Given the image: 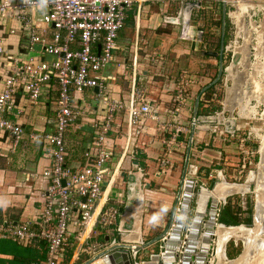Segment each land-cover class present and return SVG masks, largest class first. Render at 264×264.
<instances>
[{
	"label": "crops",
	"instance_id": "0c3cea01",
	"mask_svg": "<svg viewBox=\"0 0 264 264\" xmlns=\"http://www.w3.org/2000/svg\"><path fill=\"white\" fill-rule=\"evenodd\" d=\"M212 2L207 26L201 25L199 17H192L193 13L185 22L182 9L188 0H176L168 4L152 0L144 5L138 19L135 17V8L126 13L123 28L116 39L118 50L114 53V61L101 72V76L107 78L105 85L108 96L115 100H127L132 60L135 57L137 71L134 83L137 89L145 90L152 107V118L135 125L127 140L126 115L124 112L116 115L108 135L113 155L106 163L109 174L102 189L106 205L117 211L115 221L107 229L95 223L84 231L80 239L77 237L78 230L70 228L71 246L59 264H86L108 248L117 236L131 244L146 243L156 237L167 222L179 188L189 139L188 136L186 142H179L184 137L173 129V117L178 114L182 124L192 119L201 78L196 70L218 66V60L214 57H200L202 60L195 61L198 49H202L197 37L198 29L204 31L205 26L213 34L218 25L221 26L220 0ZM218 39L220 41V36ZM21 41L17 33L9 39L7 48L16 55L21 50ZM200 54L203 55L202 51ZM183 80L187 85V93L179 111L175 112L171 104ZM51 86L48 98H43L36 105L30 104L25 95H17L14 108L7 114L8 119L23 129L24 135L12 151L10 139L0 133V222L5 219L14 223L33 222L41 209L47 186L41 171L49 167L50 161L44 156L43 146L32 142L29 136L53 131L57 91L54 84ZM97 93L95 89L85 90L76 97L80 113L67 129L64 141L68 153L67 165L73 170L84 165V152L92 139L91 120L104 112L96 97ZM209 133L208 126H195L186 170V177L202 187H205L203 181L216 171H212L210 165H218L213 160H218L220 154L214 147L210 148ZM175 135L179 137V143L166 154L167 143ZM205 156L208 162L199 160L200 165L197 167L195 159L205 160ZM216 173L219 181L223 172ZM201 204L199 197L198 211L203 213ZM13 243L17 246L0 243V248L6 249L0 253V264H35L34 259H38V254L43 252L38 242L29 246ZM94 243L100 246V252L92 253L87 249L88 244ZM158 246L159 243L139 253L141 261L156 253ZM26 249L33 250V253L29 254ZM217 257L223 263V255L218 254Z\"/></svg>",
	"mask_w": 264,
	"mask_h": 264
},
{
	"label": "built area",
	"instance_id": "2783aa9c",
	"mask_svg": "<svg viewBox=\"0 0 264 264\" xmlns=\"http://www.w3.org/2000/svg\"><path fill=\"white\" fill-rule=\"evenodd\" d=\"M158 1L168 4L176 0ZM150 2L152 0H0V133L10 139L12 151L24 135L23 129L7 118L15 106L16 96L25 95L30 104L36 105L48 98L51 84L57 91L53 131L29 136L32 142L43 146L44 156L50 161L49 167L41 171V177L47 182L41 209L33 222L14 223L6 219L0 222V241H13L22 246L43 243L46 256L43 264H59L69 252L70 228L78 230L80 239L95 223L107 229L115 221L116 209L108 207L102 198L103 184L109 174L106 163L113 155L108 135L116 115L124 112L125 134L129 140L135 125L152 118V107L145 90L135 86V57L125 101L108 96L107 78L102 77L101 72L114 61L118 50L116 39L126 13L135 8L138 19L144 5ZM220 2L225 5V0ZM190 3L188 0L186 4ZM17 33L22 41L21 50L15 55L7 45ZM204 33L199 29L197 37L205 51L207 46L201 40ZM47 57L50 59L46 60ZM186 88L183 80L177 89V102L184 100ZM92 89L98 90L96 97L104 112L91 120L92 139L84 152V165L73 170L67 165L65 135L80 113L76 97ZM174 141L173 137L167 149L172 148ZM224 206L226 203L221 208ZM87 249L92 253L101 250L95 243L88 244Z\"/></svg>",
	"mask_w": 264,
	"mask_h": 264
},
{
	"label": "rangeland",
	"instance_id": "374dc122",
	"mask_svg": "<svg viewBox=\"0 0 264 264\" xmlns=\"http://www.w3.org/2000/svg\"><path fill=\"white\" fill-rule=\"evenodd\" d=\"M197 1L199 8L193 9L192 17H199L201 25H206L213 2ZM219 4L223 5L222 2ZM224 6L226 11L224 35L227 38L222 56L223 71L211 90L199 97L195 115L198 120L196 125L208 126L212 144L210 148L214 147L220 152L219 159L213 160L218 165L208 164L212 171H216H213L203 183L207 189L212 178L217 180L216 172L222 171L223 177L219 181L243 186L252 173L256 174L254 179L258 190L256 194L243 193L225 201L226 206L229 205L233 212L239 214L237 216L240 223L237 226H245L246 229L241 227L237 231L223 232L227 239L226 257L227 253L234 254L239 250L232 258L235 259L244 251V257L238 261L226 260L224 264H264V0H225ZM203 27L205 31L203 41L207 48L205 51L198 49V55L194 56L195 61L202 60L200 57H208L201 56V51L219 50L217 45L221 26L218 25L213 34H210L209 28ZM218 66L196 70L201 76L199 91L216 78ZM182 102L174 100L171 104L173 111L178 112ZM177 115L174 114L173 117L175 126L173 129L184 138L179 141L176 134L174 144L170 147H176L179 142H186L193 123L194 115L191 120L185 121L186 124H182L181 118ZM169 151L171 152L172 148H168L166 154ZM204 159L196 158L195 165L199 167V160L203 161L202 163L208 162L206 156ZM245 188L247 189L243 186L241 189L245 191ZM205 201L204 197V203L201 204L203 213L207 210L204 207ZM254 218L256 224H252ZM227 259L232 260L228 257Z\"/></svg>",
	"mask_w": 264,
	"mask_h": 264
},
{
	"label": "water",
	"instance_id": "95a60500",
	"mask_svg": "<svg viewBox=\"0 0 264 264\" xmlns=\"http://www.w3.org/2000/svg\"><path fill=\"white\" fill-rule=\"evenodd\" d=\"M194 8H199L198 3H190L183 6L182 17L188 22ZM221 35L218 52H202L204 56L217 58L219 66L216 78L204 89L213 86L222 74V56L224 51V23L226 17L225 6L222 5ZM199 30V29H198ZM97 90V89H95ZM199 96L196 99L193 123L190 128L189 139L186 146V154L183 172L179 188L174 199L172 209L168 215L167 222L161 232L143 243L131 244L124 242L121 236L111 243V245L91 258L86 264H218L217 242L219 227H226L217 222L216 214L221 206L225 204L227 198L243 194L241 185L226 184L224 181L211 180L207 189L198 186L193 179L186 177L187 164L189 160L190 147L196 122V109ZM255 173H252L249 180L243 186H248L250 195L256 194ZM64 186V182H61ZM106 183L104 182L103 187ZM207 197L206 215H200L197 211L198 196ZM255 218L252 224L255 223ZM256 224V223H255ZM238 227V226H237ZM245 228V226H242ZM246 229V228H245ZM160 244L156 253L150 254L145 261H141L139 253L144 249ZM223 257L228 262L238 261L244 257V251L235 259L228 260L223 246Z\"/></svg>",
	"mask_w": 264,
	"mask_h": 264
},
{
	"label": "trees",
	"instance_id": "16d2710c",
	"mask_svg": "<svg viewBox=\"0 0 264 264\" xmlns=\"http://www.w3.org/2000/svg\"><path fill=\"white\" fill-rule=\"evenodd\" d=\"M227 36L224 35V43H225V40H226ZM217 47H219V43L217 45ZM209 85V84H208ZM208 85L204 86L199 92H198V96L200 97L201 94H203L204 92H207L209 89L211 90V88L213 86H211L210 88L204 90ZM218 222L220 224H223L225 226H237L239 225V218L237 216V213L236 212H233L231 207L229 206H226L224 207L220 213H219V216H218ZM0 243H3V244H6L7 246H11V245H14V246H17L15 243L11 242V241H0ZM41 247L43 248L41 252V254H38L37 258L38 259H34V263L35 264H43V262L45 261V246L43 243L40 244ZM3 250L5 251L6 249H3V248H0V253H3ZM26 251H28L29 254L33 253V250L31 249H26ZM239 253V250H236L234 252V254H230V253H227V257L229 259H232L234 256H236L237 254ZM24 260V259H22ZM26 261V260H24ZM23 264H25V262H23Z\"/></svg>",
	"mask_w": 264,
	"mask_h": 264
},
{
	"label": "bare ground",
	"instance_id": "6f19581e",
	"mask_svg": "<svg viewBox=\"0 0 264 264\" xmlns=\"http://www.w3.org/2000/svg\"><path fill=\"white\" fill-rule=\"evenodd\" d=\"M246 3V2H245ZM264 186V185H263ZM243 187V186H242ZM241 187V188H242ZM245 187H247V189L245 190V191H243V193H248V186H245ZM240 188V189H241ZM255 192H256V189H255ZM200 197V200L202 201V204L204 203V197L205 196H198V198ZM205 199H206V205L204 206L205 207V209H207V197H205ZM103 202V200L100 202V203H102ZM201 203V202H200ZM198 207H199V205L197 204V211L199 210L198 209ZM203 207V206H202ZM201 212V211H200ZM199 211H198V213H200ZM95 213H96V211H95ZM208 213V210H205V213H200V215H206ZM257 218V220H258V217H256ZM89 226H91V223H90V225ZM242 226H239V227H232V228H223V227H219V231H218V242H217V248H218V250H217V255L219 254H221V255H223V246H225V244H226V241H227V239H225V236L223 235V232H228V231H237V230H240V228H241ZM89 228V227H88ZM244 228V227H243ZM239 232V231H238ZM236 234V233H235ZM238 234V233H237ZM234 235V234H233ZM224 258V257H223ZM222 261H223V264L226 262V259H222ZM95 264H98V263H95ZM218 264H220V262H219V260H218Z\"/></svg>",
	"mask_w": 264,
	"mask_h": 264
}]
</instances>
